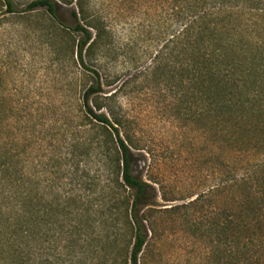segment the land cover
<instances>
[{
  "label": "rangeland",
  "instance_id": "rangeland-1",
  "mask_svg": "<svg viewBox=\"0 0 264 264\" xmlns=\"http://www.w3.org/2000/svg\"><path fill=\"white\" fill-rule=\"evenodd\" d=\"M14 1L21 10L35 0ZM67 1L73 5L61 4V24L38 11L0 25V134L18 143L36 193L50 203L45 245L61 233L64 264L72 257L130 264L127 241L110 243L116 175L101 155L103 130L84 109L86 91L100 82L89 103L121 122L122 137L136 147L133 172L152 187L138 264H244L238 214L248 190L240 180L264 159V125H256L264 73L253 79L259 84L246 109L212 111L182 68L194 54L178 38L197 13L226 7L239 12L247 38L264 52V0H81L100 33L83 51L84 66L73 57L84 39L74 31L76 0ZM74 227L80 243L70 248Z\"/></svg>",
  "mask_w": 264,
  "mask_h": 264
},
{
  "label": "trees",
  "instance_id": "trees-1",
  "mask_svg": "<svg viewBox=\"0 0 264 264\" xmlns=\"http://www.w3.org/2000/svg\"><path fill=\"white\" fill-rule=\"evenodd\" d=\"M62 3L73 5V2L67 0H35L19 10L14 0H0V25L16 16L25 17L38 11L45 12L60 23L57 13ZM76 6L72 10V17L76 22L74 31L83 34L84 39L73 49V57L76 53L80 64L84 66L83 51L87 46L92 49L95 47L100 33L99 28L86 16L81 0H76ZM240 18L239 12L232 8L213 6L203 13H197L178 38L181 44L183 41L188 42L187 46L194 54L189 64L182 68L188 79L197 85L200 95L208 94L205 95V101L207 100L212 111L226 110L230 113L246 109L245 106L257 92L254 87L259 84V81L253 79L264 73V52L247 38L250 33L240 26ZM91 29L98 31L96 38ZM250 82L251 87L248 86ZM101 86L98 82L96 87H90L86 91L84 109L85 115L103 130L105 142L100 147L105 150L101 155L110 157L116 175V193L110 208L114 221L110 243L112 248H117L122 237L127 241L123 250L131 248L129 263L138 264L149 237L143 214L152 205V187L133 172L136 147L129 137H122L121 122L117 119L112 121L111 113H103L105 107L100 102L95 101L90 105L89 98L99 94ZM259 113L257 126L264 125L263 104H260ZM231 118L229 116V122L233 121ZM18 147L14 139L6 142L0 134V264H64L65 247L61 246V233L53 235L54 239L49 247L45 245L49 237L47 227L51 224L50 203L43 194L39 197L36 193L34 179L27 172L24 164L26 161L22 160V152ZM263 174L264 159L256 165L253 173L240 180V184L248 190L243 193L241 211L238 214L242 220L239 225L243 237L240 253L244 264H264ZM255 182L257 189L254 192L249 188H253ZM36 198L38 204H35ZM66 208L62 209L65 216L71 214ZM229 213L227 230L234 235L231 229L234 227V212ZM102 218L105 219V213H102ZM73 229L75 238L71 240L70 248L77 247L80 243L79 230L77 227ZM105 237L108 238L101 232L100 244L104 243ZM228 246L230 256L234 255V245L230 242ZM81 262L79 257H72L70 260V264Z\"/></svg>",
  "mask_w": 264,
  "mask_h": 264
}]
</instances>
